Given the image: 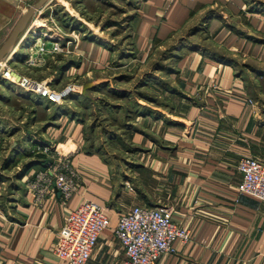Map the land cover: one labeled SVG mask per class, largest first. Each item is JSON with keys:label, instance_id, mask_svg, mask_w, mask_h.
Wrapping results in <instances>:
<instances>
[{"label": "crops", "instance_id": "0c3cea01", "mask_svg": "<svg viewBox=\"0 0 264 264\" xmlns=\"http://www.w3.org/2000/svg\"><path fill=\"white\" fill-rule=\"evenodd\" d=\"M39 1L0 0V49ZM52 1L29 21L0 70L28 57L25 48L35 49L42 40L51 49L59 43L73 50L80 69L115 59L100 42L36 29ZM198 20L210 33L209 51L190 46L175 60L171 76L179 99L171 121H154V139H140L146 152L135 158L137 165L125 168L126 181L117 179L115 167L100 153L73 157L81 187L66 202L59 191L35 201L28 183L51 160L37 158L33 149L86 145L85 124L69 116L70 106L18 94L17 86L0 77V264H68L56 256L55 246L69 212L85 200L106 208L111 220L88 264H125L116 226L121 209L138 205L172 208L173 222L191 234L188 242L176 241V252L158 264H264V202L238 191L239 161L251 157L264 163V9H251L247 0H144L135 21L134 51L137 59L146 58ZM40 57L48 68L65 61L61 68L73 71L57 51ZM9 93L30 97V116L17 117L4 105Z\"/></svg>", "mask_w": 264, "mask_h": 264}, {"label": "rangeland", "instance_id": "374dc122", "mask_svg": "<svg viewBox=\"0 0 264 264\" xmlns=\"http://www.w3.org/2000/svg\"><path fill=\"white\" fill-rule=\"evenodd\" d=\"M143 1L54 0L50 4L51 9L46 10L36 22V29H51L57 36L64 38H87L111 48L115 59H106L102 67L95 69V65L84 63L83 69H80L77 54L71 53L73 50L65 49L59 43L51 49L46 47L44 40L35 49L32 45L25 48L24 52H29L28 57H19L22 59L11 65L7 64L25 78L45 83L51 90L66 92L63 102L59 104L70 106L69 116L84 123L86 127V145H66L69 164L73 157L84 152L100 153L106 157L105 162L115 167L113 172L121 181L127 179L124 178L125 168L137 165L135 158L146 152L140 139H154L152 136L156 129L153 122L171 121L175 101L179 99V87L171 76L176 73L175 60L185 49L188 51L190 46L204 51H209L210 46V33L207 32L205 23L198 20L193 25L194 28L181 34L171 45L163 49L153 48L146 58L137 59L133 36L135 21ZM247 2L253 10L264 9V0ZM32 48L34 51L31 52ZM46 51H57L67 56L69 65L74 66L72 73L61 68L65 61H62V65L56 64L51 68L47 64L42 65L40 56ZM26 59L29 60L28 63ZM55 59L59 62L62 57ZM4 69L2 67L0 70L1 79ZM88 71L92 73L85 76ZM60 77H63L62 85L58 83ZM16 91L18 94L23 93L19 87ZM9 94L11 97L5 100L4 105L16 112L17 117H23L32 106L30 97L19 99V95ZM30 114H26V117ZM146 116L149 118L148 124L144 123ZM34 154L37 158L44 156L37 152ZM46 158L50 160V157ZM75 171L81 185V177ZM122 210L127 209L120 211Z\"/></svg>", "mask_w": 264, "mask_h": 264}, {"label": "built area", "instance_id": "2783aa9c", "mask_svg": "<svg viewBox=\"0 0 264 264\" xmlns=\"http://www.w3.org/2000/svg\"><path fill=\"white\" fill-rule=\"evenodd\" d=\"M3 67L2 79L54 104L63 102L65 91L57 92L45 83L25 78L7 64ZM33 151L51 160L50 166L38 172L35 179L28 183L35 201L39 202L55 191L62 194L65 202L68 201L81 185L72 161L69 164L67 146L43 144L36 146ZM238 171L242 175L239 193L264 202V163L243 157L239 161ZM107 212L106 208L89 200L69 212L65 226L58 235L56 256L68 264H88L99 239L110 226ZM116 235L124 248L125 264H158L164 255L176 252V241L188 242L191 239L188 230L173 222V209L167 206L138 205L120 213Z\"/></svg>", "mask_w": 264, "mask_h": 264}, {"label": "water", "instance_id": "95a60500", "mask_svg": "<svg viewBox=\"0 0 264 264\" xmlns=\"http://www.w3.org/2000/svg\"><path fill=\"white\" fill-rule=\"evenodd\" d=\"M48 2L49 0H40L36 5L30 8L29 11L26 12V14L20 19L11 36L0 49V63L5 61L7 56L13 52L19 36L26 29L29 21L33 18L36 12L43 6H45Z\"/></svg>", "mask_w": 264, "mask_h": 264}, {"label": "bare ground", "instance_id": "6f19581e", "mask_svg": "<svg viewBox=\"0 0 264 264\" xmlns=\"http://www.w3.org/2000/svg\"><path fill=\"white\" fill-rule=\"evenodd\" d=\"M34 51V50H31V52ZM17 78V77H16ZM22 90V89H21ZM28 93V92H27Z\"/></svg>", "mask_w": 264, "mask_h": 264}, {"label": "trees", "instance_id": "16d2710c", "mask_svg": "<svg viewBox=\"0 0 264 264\" xmlns=\"http://www.w3.org/2000/svg\"><path fill=\"white\" fill-rule=\"evenodd\" d=\"M41 156V155H40ZM41 157H43V156H41Z\"/></svg>", "mask_w": 264, "mask_h": 264}]
</instances>
